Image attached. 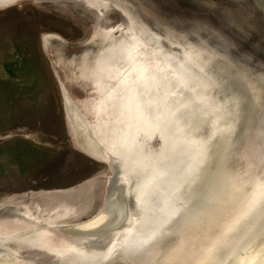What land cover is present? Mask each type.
Masks as SVG:
<instances>
[{
	"label": "water",
	"instance_id": "water-1",
	"mask_svg": "<svg viewBox=\"0 0 264 264\" xmlns=\"http://www.w3.org/2000/svg\"><path fill=\"white\" fill-rule=\"evenodd\" d=\"M74 17L43 44L104 166L0 198V264H264V0H0Z\"/></svg>",
	"mask_w": 264,
	"mask_h": 264
},
{
	"label": "rangeland",
	"instance_id": "rangeland-1",
	"mask_svg": "<svg viewBox=\"0 0 264 264\" xmlns=\"http://www.w3.org/2000/svg\"><path fill=\"white\" fill-rule=\"evenodd\" d=\"M88 33L74 17L28 1L0 11V198L68 188L104 168L74 145L43 44L55 34L76 47Z\"/></svg>",
	"mask_w": 264,
	"mask_h": 264
}]
</instances>
